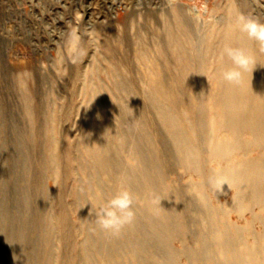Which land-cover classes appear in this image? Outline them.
<instances>
[{
    "label": "rangeland",
    "instance_id": "obj_1",
    "mask_svg": "<svg viewBox=\"0 0 264 264\" xmlns=\"http://www.w3.org/2000/svg\"><path fill=\"white\" fill-rule=\"evenodd\" d=\"M231 8L264 22V0H0V203L5 216L0 220V264L82 262V248L88 243L85 230L98 228L91 221V195L76 193L86 186L89 171L80 168L77 148L84 128L97 127L95 119L81 111L90 102L96 118L101 106L112 102V125L129 135L128 149L117 157L125 170L135 166L130 153L139 144L145 159L153 165L158 161L167 184L190 195L189 186L198 177L174 159L150 89L159 81L175 89L177 99L188 97L189 74L181 75L182 64L167 34L172 28L180 31L175 25L179 15L190 33L193 49L187 54L198 79L212 83L208 75L218 60L204 40L213 30L218 45L221 32L235 24ZM73 31L82 47L75 61L66 51ZM118 112H131L132 117L118 122ZM199 118L211 120L205 111ZM110 144L115 147V138ZM221 164L210 161L206 169L217 170ZM206 194L216 205L218 200L229 202L234 190L219 198L209 189ZM77 203L84 217L75 209ZM60 210L64 226L57 220ZM249 214H231L229 219L242 226ZM171 245L182 247L177 239ZM179 261L187 264L183 258Z\"/></svg>",
    "mask_w": 264,
    "mask_h": 264
},
{
    "label": "bare ground",
    "instance_id": "obj_2",
    "mask_svg": "<svg viewBox=\"0 0 264 264\" xmlns=\"http://www.w3.org/2000/svg\"><path fill=\"white\" fill-rule=\"evenodd\" d=\"M235 13L233 8L229 10L235 24L223 29L217 46L213 30L204 40L206 50H214L218 60L208 75L212 83L203 84L198 79L194 60L187 54L193 49V44H188L190 33L179 15L175 25L180 31L172 28L167 34L174 41L173 51L182 64L181 75L189 74L188 97L177 99L175 89L165 87L162 82L158 84V80L157 87L150 89L155 96L151 104L170 135L168 146L175 155L172 157L198 177L189 186L191 196L185 197L177 187L169 186L158 161L153 165L145 159L137 143L130 153L136 163L134 167L125 170L117 161L128 149L129 135L117 124L112 125L108 112L112 102L101 106L97 118L92 102L82 108V113L97 123L96 128L91 125L84 128L82 143L77 148L80 168L89 171L86 186H81L76 193L78 197L82 192L91 195L92 223L96 226L94 213L99 204L121 186L136 194L138 206L133 205V219L118 233L99 227L85 230L88 243L82 248L80 264L112 261L179 264L181 258L187 264H264V45L239 31ZM225 44L243 45L255 58L253 71L250 67L238 83H228L219 76V69L230 65L227 59L219 58ZM202 111L211 116L210 122L199 118ZM116 115L117 121L126 115L132 117L131 112ZM158 137L167 148L164 136ZM114 138L116 145L112 147L110 140ZM49 156L51 162H57L53 152ZM210 161L223 165L209 171L206 164ZM217 180L226 181L222 189ZM207 189L217 192L218 198L230 189L234 194L229 202L218 200L214 205L206 194ZM75 209L85 216L81 203ZM1 210L0 203V220H3ZM246 212L251 216L242 226L229 219L231 214L242 216ZM58 216L61 226L66 225L61 210ZM256 224L260 226L259 231L255 230ZM176 239L181 242V249L172 247Z\"/></svg>",
    "mask_w": 264,
    "mask_h": 264
},
{
    "label": "clouds",
    "instance_id": "obj_3",
    "mask_svg": "<svg viewBox=\"0 0 264 264\" xmlns=\"http://www.w3.org/2000/svg\"><path fill=\"white\" fill-rule=\"evenodd\" d=\"M237 28L240 32L246 33L249 39L260 42L264 45V22L257 17L237 13ZM66 51L69 57L75 59L81 54V37L75 32H71L66 40ZM221 61L227 59L230 65L222 66L219 69V76L228 83H238L249 68L252 71L256 61L251 51L243 45L225 44L219 53ZM111 98V97H110ZM114 103V102H113ZM210 182H213L210 180ZM219 189L226 184V181H215ZM136 194L126 187H119L114 195L106 201H102L98 210L94 213L95 225L102 230L118 233L121 227L129 223L134 217L133 205L136 202ZM85 207V206H84Z\"/></svg>",
    "mask_w": 264,
    "mask_h": 264
}]
</instances>
